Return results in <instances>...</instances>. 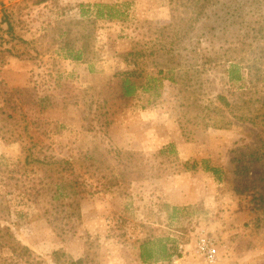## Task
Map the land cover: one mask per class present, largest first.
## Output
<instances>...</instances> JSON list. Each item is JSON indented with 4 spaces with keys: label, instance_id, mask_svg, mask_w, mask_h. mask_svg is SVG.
<instances>
[{
    "label": "rangeland",
    "instance_id": "1",
    "mask_svg": "<svg viewBox=\"0 0 264 264\" xmlns=\"http://www.w3.org/2000/svg\"><path fill=\"white\" fill-rule=\"evenodd\" d=\"M35 2L0 0V225L34 264H56L59 250L74 260L88 250L95 264H264L258 129L210 128L182 107L164 61L149 56L150 48L172 51L186 69L232 48L247 55L264 34V0ZM98 5L114 6V19ZM180 19L192 20V31L179 43ZM86 31L93 58L76 61ZM132 71L142 73L122 99ZM96 146L111 152L116 170L137 153L142 178L104 190L107 180L90 178L82 162L53 182L26 165L30 147L41 159L70 161ZM73 199L78 220L70 219Z\"/></svg>",
    "mask_w": 264,
    "mask_h": 264
},
{
    "label": "trees",
    "instance_id": "2",
    "mask_svg": "<svg viewBox=\"0 0 264 264\" xmlns=\"http://www.w3.org/2000/svg\"><path fill=\"white\" fill-rule=\"evenodd\" d=\"M49 1L55 2V0H36L35 5H42ZM98 7L109 9V13L105 17L106 19H114L115 14H112L115 10L114 6L98 5ZM116 12L118 13L117 10ZM176 26L181 32V39L177 38L178 42H184L192 31V20H177ZM81 42L82 47L79 52L72 55L73 59L83 62L92 61V31L83 32ZM255 42V46L247 55H241L232 48L216 59L210 58L205 64L186 69L182 68L179 56L172 55V51L164 52L150 48L149 56L152 58L159 56L164 61L160 65L166 70L167 79L179 87L182 107L202 115L209 121L208 126L210 128L229 130L236 124H242L251 125L258 129V139L262 149L261 158L264 159V34L259 36ZM139 51L129 54L134 57V64H137L136 59L140 57ZM153 65L159 66L158 62ZM141 73V71H132L124 75L119 88L122 99L132 97L135 90V80L141 76ZM33 146H37V143L32 142L31 147ZM31 147L28 151L26 165H39L44 176L49 180L51 178V182L62 180L65 175L74 170L76 162H82L86 165L87 172L92 173L90 178L97 174L98 177L106 179L107 187L104 190H110L127 181L141 179L143 176L136 169L134 157L137 153L135 152L128 153L129 157L126 164L116 170L115 167H112L111 152L101 150L97 146L70 161L50 160L47 157L41 159L32 152ZM209 171L221 181L223 174L221 169L212 167ZM51 182L50 186H52ZM75 185L71 186L70 184V187L73 189L72 194L78 198L80 192ZM83 185L87 186V182H84ZM56 193H60L61 196L64 195L60 188L57 189ZM74 201L75 199L72 202ZM69 206L71 207L72 203ZM80 207V202L77 201L76 203L75 201L73 204L74 213L70 219H80ZM4 250L8 251V257L2 256ZM53 256V261L56 264H95L88 250L82 258L77 260L72 259L62 250L54 252ZM0 260L1 264H19L21 261H25L26 264H34L31 250L17 240L11 227L7 225H0Z\"/></svg>",
    "mask_w": 264,
    "mask_h": 264
},
{
    "label": "built area",
    "instance_id": "3",
    "mask_svg": "<svg viewBox=\"0 0 264 264\" xmlns=\"http://www.w3.org/2000/svg\"><path fill=\"white\" fill-rule=\"evenodd\" d=\"M215 254H216V250L214 248L209 249L207 252L209 258H213Z\"/></svg>",
    "mask_w": 264,
    "mask_h": 264
}]
</instances>
